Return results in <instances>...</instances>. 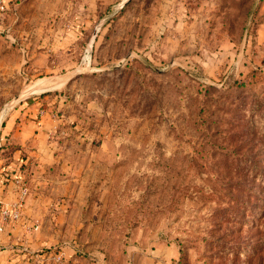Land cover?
Instances as JSON below:
<instances>
[{"label":"rangeland","instance_id":"1","mask_svg":"<svg viewBox=\"0 0 264 264\" xmlns=\"http://www.w3.org/2000/svg\"><path fill=\"white\" fill-rule=\"evenodd\" d=\"M1 1L8 264H264V0Z\"/></svg>","mask_w":264,"mask_h":264},{"label":"crops","instance_id":"2","mask_svg":"<svg viewBox=\"0 0 264 264\" xmlns=\"http://www.w3.org/2000/svg\"><path fill=\"white\" fill-rule=\"evenodd\" d=\"M36 128V127H35ZM35 129L33 130V134H35ZM36 137V136H35ZM35 137H21L19 139V142L24 144V140H28L29 138L35 139ZM32 152H30L31 156ZM32 172V171H31ZM30 173V172H29ZM29 173H23L20 171L16 172V176L13 178L10 176L9 178H4L2 181H0V211L1 210H9L12 207V204H14L17 201V197L19 195V189L17 184H15V180L19 179L20 185H23L27 188V190L32 187V183L30 180L25 181L23 178H25L26 175H30ZM26 174V175H25ZM34 176H36V173H34L33 176H31L32 181L34 180ZM18 190V193H17ZM27 201L24 202V204L21 205L20 210L18 212V217L15 220L9 219L8 222H6L4 225L0 221V227H2V231L0 232V246L2 245L3 250L0 251V264H8L9 260H11L16 252L21 251H13L12 248V242L17 238L19 240L23 239L25 235V229L24 227H29L30 224H32L29 219L25 220L23 217V212H25V208H27ZM29 208V207H28ZM34 226V225H33ZM29 228H32L30 226ZM33 231H36L38 229V226L36 228H32Z\"/></svg>","mask_w":264,"mask_h":264},{"label":"built area","instance_id":"3","mask_svg":"<svg viewBox=\"0 0 264 264\" xmlns=\"http://www.w3.org/2000/svg\"><path fill=\"white\" fill-rule=\"evenodd\" d=\"M4 10V3L0 0V11ZM15 184H17L19 189V195L17 201L12 204L11 209L9 210H1L0 211V221L4 225L9 219L15 220L18 217V212L22 205V200L27 193V188L23 185H20V181L18 179L15 180ZM2 231V227H0V232Z\"/></svg>","mask_w":264,"mask_h":264}]
</instances>
